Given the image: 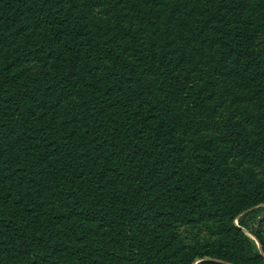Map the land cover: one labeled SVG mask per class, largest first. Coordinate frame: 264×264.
Wrapping results in <instances>:
<instances>
[{
  "label": "trees",
  "instance_id": "1",
  "mask_svg": "<svg viewBox=\"0 0 264 264\" xmlns=\"http://www.w3.org/2000/svg\"><path fill=\"white\" fill-rule=\"evenodd\" d=\"M264 0H0V264H264Z\"/></svg>",
  "mask_w": 264,
  "mask_h": 264
},
{
  "label": "rangeland",
  "instance_id": "2",
  "mask_svg": "<svg viewBox=\"0 0 264 264\" xmlns=\"http://www.w3.org/2000/svg\"><path fill=\"white\" fill-rule=\"evenodd\" d=\"M261 207H264V205H263V206H261Z\"/></svg>",
  "mask_w": 264,
  "mask_h": 264
}]
</instances>
